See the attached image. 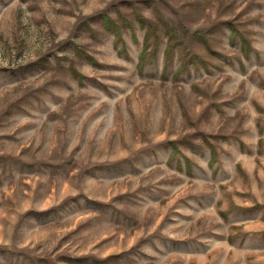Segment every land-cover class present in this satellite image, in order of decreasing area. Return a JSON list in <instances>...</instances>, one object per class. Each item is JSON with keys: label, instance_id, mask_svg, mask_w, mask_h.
I'll return each mask as SVG.
<instances>
[{"label": "rangeland", "instance_id": "1", "mask_svg": "<svg viewBox=\"0 0 264 264\" xmlns=\"http://www.w3.org/2000/svg\"><path fill=\"white\" fill-rule=\"evenodd\" d=\"M0 264H264V0H0Z\"/></svg>", "mask_w": 264, "mask_h": 264}, {"label": "trees", "instance_id": "2", "mask_svg": "<svg viewBox=\"0 0 264 264\" xmlns=\"http://www.w3.org/2000/svg\"><path fill=\"white\" fill-rule=\"evenodd\" d=\"M115 30L116 31H119V29L117 27H115ZM151 36H152V28H151V26H148L146 40H149ZM146 54H147L146 51H143L142 52V54H141V60H140V63L141 64H142V61L145 59ZM175 153H176V147H174V151H173V154L174 155H175ZM212 153H213L212 158H214L216 156V153H215V151H213Z\"/></svg>", "mask_w": 264, "mask_h": 264}]
</instances>
